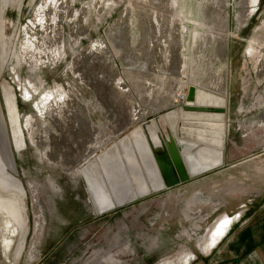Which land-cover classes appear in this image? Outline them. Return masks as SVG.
<instances>
[{"label": "rangeland", "instance_id": "rangeland-1", "mask_svg": "<svg viewBox=\"0 0 264 264\" xmlns=\"http://www.w3.org/2000/svg\"><path fill=\"white\" fill-rule=\"evenodd\" d=\"M192 86L227 88L221 125L182 121L219 140L226 120L223 165L129 202L149 169L112 160L125 203L99 212L79 155L115 157L142 124L174 135L178 107L130 123ZM262 222L264 0H0V264H264L240 239Z\"/></svg>", "mask_w": 264, "mask_h": 264}, {"label": "bare ground", "instance_id": "bare-ground-1", "mask_svg": "<svg viewBox=\"0 0 264 264\" xmlns=\"http://www.w3.org/2000/svg\"><path fill=\"white\" fill-rule=\"evenodd\" d=\"M163 13V12H162ZM164 15V14H163ZM124 77V76H123ZM127 89L129 90V79H125ZM193 87V86H192ZM191 88V87H190ZM196 88V87H195ZM197 92L194 96L195 98L191 100L189 93L184 90L181 94L179 93V96L174 97L173 101H168L166 105H158V107H153L152 109L154 111H158V108L162 107H168L169 103H172L168 109H173V107H177L178 105H190L194 107H200L201 109H224L226 112L222 113L220 110H212V111H184L181 108H178L176 114L177 117V123L174 131V135L168 134L165 135L160 133V130H162V127L158 124V122H154L153 124H142L139 126V128L130 131L128 134H126L122 139L119 141H115V147L111 149V152L117 153L116 156L111 159L110 161H107V163L103 160H101V155H98L97 148L94 146L91 151L83 152L82 155L80 154L79 158L76 160V170L82 175V177L87 181V184L89 186L90 191V201H94L97 204L98 211L99 212H105L109 211L111 209L117 208L119 205L125 203V200L117 199L114 194L110 191V188L106 181L104 180L103 175V168H106L105 165L109 164L112 165L114 161L118 163V169H122L125 165V160L129 158L134 159L132 162H139L140 166L142 164V159L148 158L149 159V169L152 170L151 176L148 173L147 179H144V171H142L141 182L136 186H131L132 183L129 181V202L136 200L139 196H141L144 193H149L158 190L162 186L161 177L159 175L158 169L156 167V164L152 158L149 142L146 138V134H150V126L153 127V131L151 132L153 137V141L156 145L159 144L161 141V138L163 137L166 141L168 140L170 143L172 141V137H174L179 145L183 146L185 148L187 156H189V159H191V163L193 164V168L195 169H202L208 166H214L218 165L222 162V159L224 158V143H225V135H226V120L222 124L223 128L221 136L218 139L216 138H203L201 137H190L188 135H185L186 133L184 126V122L186 123H201L198 119L197 114L199 113H211V114H227V88L224 86L221 87V92H226L225 94L211 90H203L196 88ZM143 108L142 110H144ZM173 111V110H172ZM182 121H184L182 123ZM139 122V121H138ZM138 122H136L138 124ZM141 122V121H140ZM179 125V126H178ZM180 128L181 131L178 129ZM180 131V132H179ZM103 145V144H102ZM144 148V149H143ZM87 150V149H86ZM90 150V149H88ZM195 151V152H192ZM95 152V153H94ZM199 153V156H194ZM130 153V155L128 154ZM195 153V154H194ZM134 155V158L132 157ZM143 156H142V155ZM92 155L91 157L87 158L86 161H84L82 164L81 162L88 156ZM98 155V156H95ZM140 155L142 158H140ZM129 156V158L127 157ZM94 161V162H93ZM106 163V164H104ZM115 164V163H114ZM91 166V167H90ZM115 166V165H114ZM142 167V166H141ZM116 168V167H115ZM96 170V172L94 171ZM110 175V173H109ZM112 176V175H111ZM149 179V180H148Z\"/></svg>", "mask_w": 264, "mask_h": 264}, {"label": "water", "instance_id": "water-1", "mask_svg": "<svg viewBox=\"0 0 264 264\" xmlns=\"http://www.w3.org/2000/svg\"><path fill=\"white\" fill-rule=\"evenodd\" d=\"M196 92L197 89L195 87L190 88L189 96L191 97L190 98L191 100L195 98L194 96L196 95ZM177 107L181 108L184 111H191V112L212 111V110H217V111L220 110L222 113L226 112L224 109H217V108L212 110L208 108L201 109L200 107H194L184 104L179 105ZM177 107H173V109L171 110H174ZM179 130L181 131L180 128ZM148 142H149L152 158L156 164L162 182L161 188H159L156 191L168 190L186 184L194 178L201 177L208 172H212L220 168L224 162L223 161L224 158H223L222 162L219 163L218 165L208 166L199 170L198 169L194 170L193 164L191 163V159H189V156H187L185 148L181 146V144L179 145V143L174 137H172L171 143L168 140L166 141L163 137L161 138V141L159 142L158 145H156L153 140L150 141L148 140ZM192 152L195 151L192 150ZM142 156L140 158H142ZM194 156L196 157L199 156V153L197 152V154ZM142 162L146 164L145 166L147 167L149 166L148 164H150L148 158L142 159ZM150 172L152 173V170L149 169L148 173L151 176ZM149 193H144L141 196H144Z\"/></svg>", "mask_w": 264, "mask_h": 264}, {"label": "crops", "instance_id": "crops-1", "mask_svg": "<svg viewBox=\"0 0 264 264\" xmlns=\"http://www.w3.org/2000/svg\"><path fill=\"white\" fill-rule=\"evenodd\" d=\"M214 91H217V92H220V93H223V94H225L226 92H221V90H218V89H214ZM169 101V100H168ZM168 102H166V103H163V104H161V106L162 105H166ZM172 103H169V106L168 107H170V105H171ZM136 107H138V106H136ZM168 107H164V108H162V107H160V108H158V111H154L153 109H150V108H145L144 110H146V111H144L143 113H141V112H139L138 110H135V112L136 111H138L135 115H134V117H133V119H132V122L130 123L131 125L132 124H134V123H136V122H138V121H140L141 120V118H143L144 116H147V115H149L150 113H157V112H159L160 110H165L166 108L168 109ZM206 115H210V114H203V113H201L200 114V116L198 117V119H199V121L201 122V123H204V124H213L214 125V127H216L215 125H216V123H218V121L216 120V117H214V115H213V117H210V118H208V116H206ZM216 116V115H215ZM129 123H128V125H126L125 127H127V126H129L130 125ZM219 125H221V123H218ZM114 139V138H113ZM112 140V139H111ZM110 142V141H109ZM96 148V147H95ZM114 158V154H112V155H110V157H108V158H105V159H103V161H105V162H107V161H110L111 159H113ZM76 169V168H75ZM182 186V185H181ZM230 194H232L233 196L235 195V197L237 196V193L235 192V191H230ZM233 199H234V197H232ZM244 218V216H242V218H240V221H242V219ZM240 223V222H239ZM239 223H237V224H239ZM261 224H263L264 225V222H262ZM235 225L236 224H234L231 228H228L229 229V232H227L228 234H227V236H229L230 235V233L232 232V230H233V228L235 227ZM226 236V237H227ZM225 236H223L222 235V238H221V240L220 241H223L224 240V238H226ZM223 239V240H222ZM240 239L243 241V247H244V250H246L245 251V253H244V255L245 254H247L249 251H252V250H255L256 248L257 249H260V248H262L261 246H262V244H263V246H264V237L263 236H258V237H255L254 238V236L251 234V232H248V231H246V233H243L241 236H240ZM214 248H216V246L214 245ZM213 248V249H214Z\"/></svg>", "mask_w": 264, "mask_h": 264}, {"label": "flooded vegetation", "instance_id": "flooded-vegetation-1", "mask_svg": "<svg viewBox=\"0 0 264 264\" xmlns=\"http://www.w3.org/2000/svg\"><path fill=\"white\" fill-rule=\"evenodd\" d=\"M200 114L201 113H199V114H197V116L199 117L200 116ZM203 114H210V115H206V116H212L213 117V115H214V117H219V118H221V117H223L224 115H222V114H211V113H203ZM216 115V116H215ZM178 117V116H177ZM176 121H177V119H176ZM218 122L219 123H222V121L221 120H218ZM211 127H214V126H212V125H210ZM217 137V136H216ZM97 148V150L95 151V152H97L98 151V147H96ZM94 152V153H95Z\"/></svg>", "mask_w": 264, "mask_h": 264}]
</instances>
